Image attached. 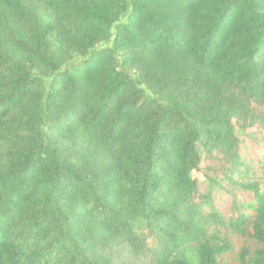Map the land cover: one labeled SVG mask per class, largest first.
I'll list each match as a JSON object with an SVG mask.
<instances>
[{
	"label": "trees",
	"instance_id": "1",
	"mask_svg": "<svg viewBox=\"0 0 264 264\" xmlns=\"http://www.w3.org/2000/svg\"><path fill=\"white\" fill-rule=\"evenodd\" d=\"M264 0H0V264H264Z\"/></svg>",
	"mask_w": 264,
	"mask_h": 264
},
{
	"label": "rangeland",
	"instance_id": "2",
	"mask_svg": "<svg viewBox=\"0 0 264 264\" xmlns=\"http://www.w3.org/2000/svg\"><path fill=\"white\" fill-rule=\"evenodd\" d=\"M263 135H264V133H263ZM248 149L251 153L257 154V153L262 152L264 150V147L261 146V144L260 145H253V144L249 143Z\"/></svg>",
	"mask_w": 264,
	"mask_h": 264
}]
</instances>
